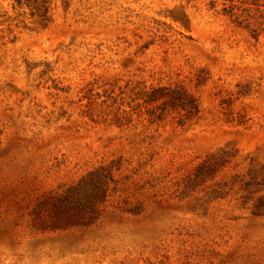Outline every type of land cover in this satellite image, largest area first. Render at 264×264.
Wrapping results in <instances>:
<instances>
[{"label":"rangeland","instance_id":"rangeland-1","mask_svg":"<svg viewBox=\"0 0 264 264\" xmlns=\"http://www.w3.org/2000/svg\"><path fill=\"white\" fill-rule=\"evenodd\" d=\"M0 264H264V0H0Z\"/></svg>","mask_w":264,"mask_h":264},{"label":"trees","instance_id":"trees-1","mask_svg":"<svg viewBox=\"0 0 264 264\" xmlns=\"http://www.w3.org/2000/svg\"><path fill=\"white\" fill-rule=\"evenodd\" d=\"M16 3L19 4V0H15ZM165 89L164 88H158V89H155L152 91V94L148 101L149 102H152V101H156L157 99L161 98V97H157L156 94L161 92V91H164ZM165 98L167 99V102H171L175 105H178L179 107L181 108H185L187 102H192V98L186 94L184 91H181V93H179V95H177L176 97H171L170 95H164Z\"/></svg>","mask_w":264,"mask_h":264}]
</instances>
